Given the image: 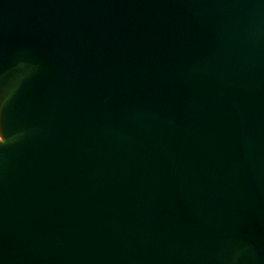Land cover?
<instances>
[{"label": "water", "instance_id": "water-1", "mask_svg": "<svg viewBox=\"0 0 264 264\" xmlns=\"http://www.w3.org/2000/svg\"><path fill=\"white\" fill-rule=\"evenodd\" d=\"M0 264H264V0H0Z\"/></svg>", "mask_w": 264, "mask_h": 264}, {"label": "rangeland", "instance_id": "rangeland-1", "mask_svg": "<svg viewBox=\"0 0 264 264\" xmlns=\"http://www.w3.org/2000/svg\"><path fill=\"white\" fill-rule=\"evenodd\" d=\"M2 138H1V135H0V140H1Z\"/></svg>", "mask_w": 264, "mask_h": 264}]
</instances>
